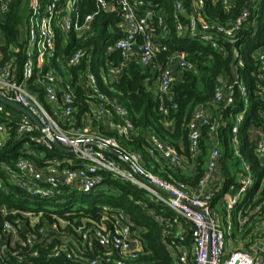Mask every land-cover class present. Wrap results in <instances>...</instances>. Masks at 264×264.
<instances>
[{
  "label": "built area",
  "instance_id": "built-area-1",
  "mask_svg": "<svg viewBox=\"0 0 264 264\" xmlns=\"http://www.w3.org/2000/svg\"><path fill=\"white\" fill-rule=\"evenodd\" d=\"M12 0H0V20L8 10ZM80 0H31L30 14L26 24V58L21 67V78L16 81V70L12 62L0 71V96L19 104L28 110L39 123H34L25 115L0 103V117L17 126V133L25 135L29 141L43 149L38 153L40 165L32 161L18 160L13 168L2 165L0 172L10 176L12 184L26 191L38 200L62 197L67 191L74 193L82 191L85 196L103 191L105 186L111 189L115 180H121L137 188L143 198L158 203L173 217L166 218L161 214L147 212L160 228L163 243L172 254L170 264H264V215L254 224V228L240 241H233L246 248L236 249L225 253V238L220 229V222L212 211L214 201L225 204L227 212L239 209L236 233L240 236L249 215L240 204L243 193L253 182L252 174L241 179L243 186L231 188L220 194L223 174L220 171L219 150L216 147L217 129L219 122L212 120L208 110L198 107L188 125L189 154L197 156L201 138V127H207L209 141L213 144L208 155L203 175L194 187L174 179L165 180L154 174L145 164L142 155L129 150L124 144L125 139L135 134L134 126L128 112L113 98L99 89L96 77L90 70V53L86 48H78L66 60L56 52V30L65 35L70 30L82 35L91 28L95 16L101 12H117L121 36L114 42L109 52L117 51L122 62L118 67L123 69L134 60L142 68H147L153 75L151 85L156 93L170 100V88L177 79V73L194 70V63L187 58L185 51H176L165 65L158 62L160 54L167 50L166 44L157 39L154 25L161 28L163 37L167 36L165 18L155 17L151 0H97V10L80 18L77 8ZM226 8L234 0H218ZM203 0H192L195 16L187 25L179 22L178 14L182 11V3H173L176 20V31L181 35L186 32L193 37L216 47L213 34L221 35L229 43L235 42V35L246 25L250 12L243 8L240 14L227 24H210L201 16ZM71 13L74 16L71 17ZM251 26L254 29V22ZM1 36V35H0ZM1 40V37H0ZM222 51V48H220ZM235 68L244 66L237 49L233 48ZM252 68L249 72L252 80L245 84L236 71V80L226 81L221 78L215 88L213 103H222L223 107L234 103V96L241 98L242 108L250 102V94L264 101V44L258 46L251 55ZM1 60V54H0ZM86 62L85 72L77 83L85 87V101L95 100L87 112L78 114L75 107L76 92L73 87V77L68 73L69 68L78 67ZM108 67L107 76L115 75L119 68ZM65 72L64 77L61 72ZM41 90L39 93L31 88ZM44 101V103H43ZM163 114L167 108L161 106ZM244 111V110H243ZM257 114L263 119V129L255 138V153L264 165V110L258 109ZM235 123L231 126L234 155H238L237 136L242 120L237 114ZM220 118L219 116L217 117ZM247 120V119H246ZM246 120L244 123H246ZM7 135L4 124H0V148ZM146 153L154 160L166 164L170 169L181 168L182 155L179 150L162 142L153 134H146ZM65 151L62 157H46V151H52L54 144ZM46 150V151H45ZM33 156L34 150L27 151ZM246 170L249 167L243 164ZM108 174L109 179L104 177ZM106 179V180H105ZM264 182V172L261 175ZM2 183L0 180V189ZM62 189H66L65 192ZM64 198L57 199L63 202ZM259 208L256 207V210ZM3 213H11L5 205ZM29 216L30 213H25ZM97 217L83 216L78 224L57 219L36 230L26 232L24 245L32 246L37 240L49 235L60 241V246L53 248L50 257L64 255L66 259H79L81 249L95 251L90 264H136L138 255L145 242L142 234L145 228L137 226L128 213L121 207L98 205ZM18 223V224H16ZM248 225V223H247ZM24 224L18 221L11 225L4 223L3 240L8 244L0 247L1 253L10 244L9 236L23 230ZM230 223L228 230H230ZM229 233L228 236H231ZM191 242L185 244V236ZM177 238V247L169 245L166 237ZM42 242V239H40ZM49 241V240H48ZM15 255L16 252H12ZM37 252H33L35 256Z\"/></svg>",
  "mask_w": 264,
  "mask_h": 264
},
{
  "label": "trees",
  "instance_id": "trees-1",
  "mask_svg": "<svg viewBox=\"0 0 264 264\" xmlns=\"http://www.w3.org/2000/svg\"><path fill=\"white\" fill-rule=\"evenodd\" d=\"M43 1V0H41ZM176 0H151L155 17L161 16L165 18L167 24V36L163 37L161 28L154 25V34L157 39L163 41L167 50L160 54L158 62L163 66L176 51H185L195 68L191 71L180 72L170 88V100L165 96L156 93L151 86L153 84V75L149 73L147 68H142L134 60L130 61L123 69L118 67L122 62L119 52H109L114 42L122 35V29L119 27V16L117 12H99L91 23L88 32L78 35L70 30L68 34H64L60 30H56V52L63 56V60L71 55L78 48H86L90 53V70L97 80L99 89L105 94L116 98L122 107L128 112L135 134L125 139L123 144L131 151L140 153L144 159L146 166L157 176L165 180L174 179L175 181L185 183L189 187H194L201 179L208 155L211 151L212 143L209 141L207 127H201V138L198 145V153L196 156L197 164L193 167L190 174H187L181 168L176 170L170 169L166 164L161 165L154 158L146 153V134H153L162 142L176 147L182 158L191 159L189 154V138L188 125L195 110L203 106L208 110V115L212 120L217 119L219 127L217 129L216 147L219 150L220 171L223 174V182L221 185L219 198L222 193L231 191V188H240L244 184L241 179L252 174L256 176L249 188L245 190L240 200V204L245 206V210L249 215L248 225H244L239 238H244L264 215V182L261 181V175L264 172V165L255 153V138L263 129V119L257 114V110H264V101L255 98L250 94V112L242 130L244 141L241 146L238 145V155H234V147L232 143L231 126L232 119L241 110L242 103L238 94H235L234 103L231 106L223 107L222 103H213L215 88L219 85L221 78L231 81L230 69L236 66L233 48L235 47L240 53L244 66L236 69L239 77L243 79L245 84H249L252 80L249 72L252 68V52L264 44V29L253 36V14L260 4L261 0H234L231 6L224 8L218 0H203V8L201 16L210 24H227L233 21L242 11L248 8L250 15L248 26H244L234 37L235 42L229 43L223 36L213 34L216 47L213 48L209 43L193 37L186 32L181 35L176 31L175 16L173 12V3ZM182 3V11L178 14L179 22L187 25L191 17L195 16L192 0H179ZM30 0H12L8 6L6 14L0 20V32L2 34L0 44V71L13 63L16 70V81L21 78V67L26 58V24L30 14ZM97 10V0H80L77 11L80 18L93 14ZM71 17L74 13L70 14ZM254 40V45L250 49H246L245 53L242 48L248 47L250 40ZM105 43L108 48L107 52H103L101 56H95ZM222 48V51L220 50ZM241 48V51H239ZM93 54V56H92ZM108 67L119 68L117 78L109 80L107 76ZM86 62L83 61L78 67H71L68 73L73 77V87L76 92L75 107L79 115L87 112L89 105L95 104V100L91 102L85 101V87L79 85L77 80L85 72ZM61 72V71H60ZM66 76L65 72H61ZM29 88L37 91L42 98L41 90H37L33 85ZM44 103V101H43ZM167 108V113L163 114L160 107ZM10 108V107H9ZM220 117L219 119L217 117ZM0 124H4L7 129L5 141L0 148V167L8 165L13 166L18 160L32 161L36 165H40V157L38 153L43 151L42 148L36 146L33 142L25 138V135H19L15 132L13 123L6 121L4 117H0ZM241 130L239 129V133ZM238 133V134H239ZM248 133V134H247ZM30 150H34L37 154L33 156ZM46 151V150H45ZM46 157L58 156L62 157V153L54 148L52 151L45 152ZM194 161L193 159L191 160ZM191 162V163H192ZM249 167L246 170L243 164ZM184 167V164H182ZM108 174L104 177L108 180ZM10 176H5L0 172V180L2 188L0 189V237L3 238L4 223L14 225L16 221L24 224L27 232L30 230H38L43 225L50 224L58 217L64 221L78 224L83 216L97 217L98 205H109L111 207H121L128 213L130 219L140 227L145 228L142 234L145 242L142 251L135 260L136 264H170L172 254L167 250L163 243L161 228L148 217L147 212L161 214L166 218H172L170 211L164 209L158 203H153L143 198L141 192L124 181L115 180L114 185L109 189L108 194L99 191V193L90 194L84 197H93V201L88 205H81L71 202L74 193L67 191L62 197H54L51 199L38 200L36 196H31L26 191L12 184ZM105 179V180H106ZM63 192L66 189H62ZM107 194V195H106ZM106 196L107 200L101 201L98 198ZM64 198L63 202L57 199ZM55 199V200H53ZM53 200L54 207L50 210L43 209L42 205L50 204ZM131 202L129 207H123L124 202ZM35 204L37 209L31 208L29 204ZM6 206L11 213H3L2 207ZM256 207L259 208L256 210ZM25 213H30L25 216ZM37 217L30 219V217ZM18 224V223H16ZM36 230V231H37ZM27 236L23 230H18L15 235L9 236L10 244L1 253L0 264H90L96 252H89L81 249L79 259L71 261L64 255L50 257L51 251L55 247L60 246V241L53 238L52 235L42 237V242L37 240L32 246L24 245ZM3 240V239H2ZM49 240V241H48ZM165 241L174 248L177 247V238L169 236ZM188 235L185 236L184 243H190ZM12 252H16L12 255ZM33 252H37L33 256Z\"/></svg>",
  "mask_w": 264,
  "mask_h": 264
},
{
  "label": "rangeland",
  "instance_id": "rangeland-1",
  "mask_svg": "<svg viewBox=\"0 0 264 264\" xmlns=\"http://www.w3.org/2000/svg\"><path fill=\"white\" fill-rule=\"evenodd\" d=\"M31 1V0H30ZM253 21H254V29L252 30L253 32V36H255V34H257L259 31L264 29V0H261L260 4L258 5L257 9L255 10L254 14H253ZM0 37L2 38V34L0 32ZM251 42L249 43L250 45L246 48H242V52L245 53L246 49H250L254 44V40L252 38V40H250ZM0 44H1V40H0ZM109 47L105 46V43L102 42V46L99 49V51L94 54L95 56H101V54L103 52H107ZM239 51H241V48H239ZM93 56V54H92ZM89 59L91 58V56L88 57ZM22 70V69H21ZM109 80H115L117 77L115 75H109ZM250 107H251V102L244 104V107L241 108V110L237 113V116L241 117L242 120V125L239 127L241 132L238 134L237 136V144L239 146L242 145L243 141H244V136L242 133V130L245 128V120L248 118L249 116V112H250ZM244 110V111H243ZM18 113V112H17ZM20 114V113H19ZM236 117V116H235ZM235 118H233L231 121L234 124L235 123ZM13 126L15 128V132L17 133V126L16 124L13 123ZM18 134V133H17ZM248 134V133H247ZM194 160L193 162L191 160ZM182 164H184V167L181 165V169H183V171L187 174H190V172L193 170V167L197 164L196 162V157L191 158V159H186V158H182ZM192 162V163H191ZM195 164V165H194ZM256 179V176H253V180ZM120 181V180H118ZM104 192L108 194L109 189L108 186H105ZM106 194V195H107ZM74 197H76V199H73V201L76 204H78V206L83 205H88L91 204V202L93 201V197H84L85 194L80 191V190H76L74 192ZM101 201H106L107 198L106 196H102L98 198ZM55 200V199H53ZM53 200L48 202L50 204H44L42 205L43 209H47L50 210L52 209L54 206L51 205L53 204ZM31 208L35 207V204L31 203L29 204ZM131 205V202H124L123 203V207H129ZM38 206L36 205L35 209H37ZM212 211L216 214L217 219L220 222V229L222 230L223 234H224V240H225V253H229L230 251L236 249L237 247H239L240 249L246 248V246L244 245H238L236 242L233 241V238L237 239V241H240L241 239L239 238V236L236 233V227H237V223H238V219L240 217V212L238 208H235L234 210L227 212L225 209V204H222L219 200L214 201L213 205H212ZM37 218L35 216L30 217V219H34ZM230 223V227H231V231L228 230V226ZM229 233H232L231 236H228Z\"/></svg>",
  "mask_w": 264,
  "mask_h": 264
},
{
  "label": "water",
  "instance_id": "water-1",
  "mask_svg": "<svg viewBox=\"0 0 264 264\" xmlns=\"http://www.w3.org/2000/svg\"><path fill=\"white\" fill-rule=\"evenodd\" d=\"M230 74H231V78L232 80H236V68L233 65L230 69ZM0 103L14 109L16 112L27 116L28 118H30L34 123L38 124L37 120L35 119V117L25 108L21 107L19 104L10 101L2 96H0ZM54 146L56 147V149H58L59 151H65L63 148H61L58 144H54ZM27 232L26 228L23 227V233L25 234ZM8 244V240H2V238L0 237V247H4Z\"/></svg>",
  "mask_w": 264,
  "mask_h": 264
},
{
  "label": "crops",
  "instance_id": "crops-1",
  "mask_svg": "<svg viewBox=\"0 0 264 264\" xmlns=\"http://www.w3.org/2000/svg\"><path fill=\"white\" fill-rule=\"evenodd\" d=\"M178 76H179V73H177V77L176 78H178Z\"/></svg>",
  "mask_w": 264,
  "mask_h": 264
}]
</instances>
